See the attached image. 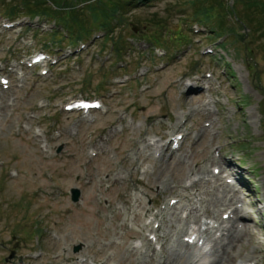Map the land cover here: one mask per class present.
<instances>
[{
	"label": "rangeland",
	"instance_id": "374dc122",
	"mask_svg": "<svg viewBox=\"0 0 264 264\" xmlns=\"http://www.w3.org/2000/svg\"><path fill=\"white\" fill-rule=\"evenodd\" d=\"M188 1L151 0L126 11L129 27L122 35L128 43L124 42L121 58H115L109 41L99 52L101 40H97L78 56L52 67L45 77L22 70L23 82L0 90V264H16L24 253L36 252L41 256L29 264H77L82 256L94 264H165L181 249L179 222L171 225L169 216L165 217L161 253L150 256L141 248L131 251L132 241L142 238L144 223L159 203L165 205L168 198L189 193L183 189L188 176L202 167L209 171L215 162L206 160L211 159L214 145L228 162L241 166L244 180L250 183L245 190L247 211L242 212L247 217L246 235L232 259H244L250 256L249 249L256 248L262 253L251 257L264 264V25L258 27L264 17L251 10L248 21L242 6L237 4L230 11L233 0H208L220 19L232 20L235 13L241 18L232 37L220 46L210 39L212 32L206 36L208 23L194 19L206 28L194 35L181 21V15H193ZM14 2L19 3L0 0V15ZM152 15L161 20L154 35L164 37L163 46L150 44L143 33L142 23ZM42 20L46 25L38 28L37 35L34 28H0V62L23 53L75 46L64 40L57 47L44 48L51 30L62 27ZM178 27L190 41L170 39ZM83 34L82 39H89L88 33ZM141 44L148 46L142 49ZM162 47L167 54L158 57L155 50L164 51ZM205 47H214L215 55L201 56L198 50ZM119 60L125 62L124 69L115 67ZM160 63L164 68L157 70ZM224 67L226 75H222ZM139 70L146 75L137 78ZM207 70L215 77L207 81L209 88L201 98L191 92L182 94L185 80L198 81ZM124 76L130 80L123 81ZM113 78L119 83H112ZM194 87L198 89V84ZM79 95L102 98L106 113L95 111L81 119L60 110ZM209 99L216 103L215 112L203 114L200 107ZM38 102L46 106L38 109ZM30 113L35 117L30 118ZM183 118L193 133L178 154L155 159L149 150L140 151L144 140L168 137ZM204 121L210 125L199 137L194 129ZM114 125L121 130L107 131ZM38 127L40 136L33 132ZM59 146L62 149L57 153ZM88 148L101 149L92 162ZM10 169L18 171L16 177L9 175ZM162 183L166 190L157 197L156 186ZM210 184L204 194L209 201L216 196ZM72 188L80 191L77 202L71 200Z\"/></svg>",
	"mask_w": 264,
	"mask_h": 264
},
{
	"label": "trees",
	"instance_id": "16d2710c",
	"mask_svg": "<svg viewBox=\"0 0 264 264\" xmlns=\"http://www.w3.org/2000/svg\"><path fill=\"white\" fill-rule=\"evenodd\" d=\"M19 4H9L4 9V13L7 16H14L19 13L28 16H42L49 19L58 20L63 23L68 31L67 37L59 36L55 39L58 43L61 40L67 39L70 43H75L82 38L83 33H89L88 27L94 29L106 28V37L101 45V48L105 47L107 41L112 42L114 46L115 56L120 58L124 49V39L122 30L128 28L127 15L125 14L131 7H134L137 3L139 5L148 2V0H18ZM189 0L188 3L193 11V19L197 21L205 22L210 25L212 32L215 36H219L223 32V27L227 21H224L218 17L215 12L214 3L207 4L208 0ZM13 2V1H12ZM145 3V4H146ZM199 3H203L200 6ZM218 3V1H216ZM238 6H242L245 10V17L250 21V11L254 10L261 13V19L264 17V0H236ZM78 5V7H75ZM65 7V8H64ZM234 8V6H233ZM233 12V11H232ZM217 15V16H216ZM235 13L233 15L236 23L240 22V17ZM156 15H152L150 18H145V22L142 23V30L148 39H150L154 45L163 46L165 43L164 37L155 36L154 28L162 25L160 18L157 19ZM125 17V18H124ZM232 18V19H233ZM182 21V20H181ZM219 21V23H218ZM264 25V20L258 24V27ZM218 29L215 30V27ZM133 28L131 27V31ZM182 32L179 27L173 30L172 40L179 43L187 39V35L182 34V38L179 36ZM136 38V34H131ZM55 37V36H53ZM141 38V37H139ZM243 38V37H242ZM171 39V38H170Z\"/></svg>",
	"mask_w": 264,
	"mask_h": 264
},
{
	"label": "bare ground",
	"instance_id": "6f19581e",
	"mask_svg": "<svg viewBox=\"0 0 264 264\" xmlns=\"http://www.w3.org/2000/svg\"><path fill=\"white\" fill-rule=\"evenodd\" d=\"M207 162L213 161L212 159L208 158L206 160ZM193 167V163L191 164V168ZM189 170V169H188ZM165 185V184H164ZM185 200H189L187 197ZM219 200L216 199V202H212L211 204L214 207V210H212V215H216L218 211V205ZM194 205V204H193ZM194 211L191 214V218L194 217ZM172 221L176 223L177 221H180L179 219L175 217V212L171 213ZM246 224L241 228L240 230L236 229L233 231L231 237L229 238L228 245L224 247L225 252L223 259L220 261L219 264H231L232 262V252L234 249H238L240 247V243L243 239V237L246 235ZM176 235V234H175ZM217 242H214L213 246L216 247ZM197 255L195 254V249L193 247H190L188 245L183 247V250L177 253H173L167 258V262L165 264H192V259L196 258ZM199 261V260H198ZM216 264V263H211Z\"/></svg>",
	"mask_w": 264,
	"mask_h": 264
},
{
	"label": "water",
	"instance_id": "95a60500",
	"mask_svg": "<svg viewBox=\"0 0 264 264\" xmlns=\"http://www.w3.org/2000/svg\"><path fill=\"white\" fill-rule=\"evenodd\" d=\"M79 191L75 188L71 189V199L76 200L78 198Z\"/></svg>",
	"mask_w": 264,
	"mask_h": 264
}]
</instances>
